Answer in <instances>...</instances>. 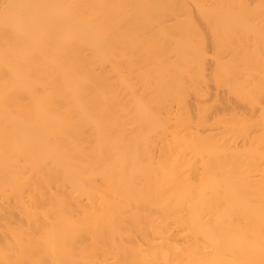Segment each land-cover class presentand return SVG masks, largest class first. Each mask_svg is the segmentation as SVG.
Here are the masks:
<instances>
[{
  "label": "bare ground",
  "instance_id": "6f19581e",
  "mask_svg": "<svg viewBox=\"0 0 264 264\" xmlns=\"http://www.w3.org/2000/svg\"><path fill=\"white\" fill-rule=\"evenodd\" d=\"M0 264H264V0H0Z\"/></svg>",
  "mask_w": 264,
  "mask_h": 264
}]
</instances>
